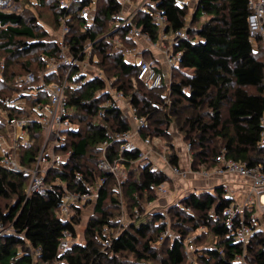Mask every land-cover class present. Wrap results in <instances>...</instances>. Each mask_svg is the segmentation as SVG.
Masks as SVG:
<instances>
[{"label": "trees", "instance_id": "obj_1", "mask_svg": "<svg viewBox=\"0 0 264 264\" xmlns=\"http://www.w3.org/2000/svg\"><path fill=\"white\" fill-rule=\"evenodd\" d=\"M60 2L55 0L56 20L68 15L74 26L67 39L70 52L75 58L83 59V49L92 43L97 57L95 64L106 79L94 77L80 89L68 88L71 119L79 127L68 134V143L63 148V151L72 152L69 161L53 168L49 173L51 178L60 177L70 191H84L88 184L95 186L102 177L98 169L103 158L102 143H109L106 157L111 162L118 159L120 144L115 135L129 130L130 122L120 109L103 106L110 98L105 80L112 82L114 90L123 92L139 115L147 119L141 138L165 140V147L173 151L169 155L172 165L179 163L174 138L168 133L169 126L174 125L184 142L192 146L194 169L201 165L215 167L216 157L225 148L228 158L248 166L260 165L264 173V147L260 145L261 117L264 114V53L261 48H255L249 37L248 0H196L190 18L187 4L180 5L178 0H150L148 8L135 15L132 22L154 40L160 32L154 14L165 17V33L185 29L189 34L188 40L178 41L174 47L182 57L172 70L171 86L161 91L149 90L138 81V66L127 61L116 47V37L125 48L132 41L138 44L128 37V27L107 35L108 26H114L115 16L122 10L119 0H96L97 11L90 27L85 26L81 13L84 7L92 4L91 1L74 3L68 9ZM38 5L42 7L44 0H38ZM200 14L209 16L210 20L196 27ZM48 37L46 31H41L37 18L27 20L23 14L0 9V41L4 44L0 47L11 48L9 53L12 57L41 52L42 58L36 59L38 71L47 83L55 82L56 78L59 82L58 77L63 76L61 73L66 67H60L56 73L45 74L47 60L60 54L58 41L48 42ZM21 39H26V42L22 43ZM150 56V62L156 64V57ZM31 66L32 63H27L24 71L31 72ZM8 70L7 67L5 71L8 73ZM75 74L76 70L70 82L82 79H75ZM14 79V76L8 78ZM6 82L7 77L0 83V108L5 99H10L4 93L11 91ZM13 85L16 88V79ZM249 89L255 92L250 93ZM230 97L228 120L224 121L222 110ZM39 98L47 102L43 94ZM29 114L26 111L10 112L16 117ZM163 125L166 128H162ZM28 128L33 132L41 130L37 123L32 122ZM37 140L31 149L21 151L24 165L32 166L36 160L41 147ZM218 140L223 145H219ZM138 154L135 151L124 156L127 178L122 184L123 200H119L121 195L114 196L116 181L109 176L94 202L93 215L89 221L85 220L81 237L84 244L74 243L61 255L60 240L65 232L79 236L78 228L84 222L83 210L90 204L75 207L74 216L64 221L58 216L62 188L56 187L46 195L27 197L28 176L0 167V200L11 201L5 211L0 207V223L15 231L14 235L0 238V264H125L120 258L125 254L140 261H158L159 256L153 251L158 244H167L165 264H187L185 241L194 233H197L194 242H199L203 235H209L214 243L204 245L202 251L199 249L198 264H240L238 256H243L246 264H264V232L256 230L255 223L259 219H251L256 209L253 207L252 211H246V223L254 226V234L244 249L225 224L223 213L233 200L221 187L199 194L189 193L178 205L172 206L167 215L172 230H177V238L159 242L164 230L161 224L164 214L149 213L148 203L157 198L154 188L170 179L161 171H150L145 161L134 163ZM107 203H111L109 206L117 214H127L131 219L130 225L112 240L109 247L104 245L103 229L106 226L117 228L118 219L113 211H108L110 207L106 209ZM214 215L219 219H214ZM34 249H40L38 256L33 254Z\"/></svg>", "mask_w": 264, "mask_h": 264}, {"label": "built area", "instance_id": "obj_2", "mask_svg": "<svg viewBox=\"0 0 264 264\" xmlns=\"http://www.w3.org/2000/svg\"><path fill=\"white\" fill-rule=\"evenodd\" d=\"M84 1H91L92 4L86 6L82 10V17L85 19V26L90 27L94 24L95 14H93V3L96 4V0H73L71 4L67 3V0H61L60 4L62 7L68 9L74 3L79 4ZM123 6L124 0H119ZM192 0H178L180 5L187 4ZM250 14L248 16V27H249V37L257 48H261L264 53V0H248ZM146 10L145 9H138ZM151 13V12H150ZM121 14V12H120ZM120 14L115 16V19H120L126 22L128 27V37L134 39L143 38L147 41V45L143 48L142 52H136L135 49H127L122 45V42L118 39L114 40L117 48L122 51L125 59L132 56H140L141 60L135 62L138 66L137 80L140 81L144 86L153 91H161L166 87L171 86V74L172 70L178 65L180 58L182 57L181 52H175L174 47L181 40H188L189 34L185 29L179 30L172 33H165L166 19L165 17L154 14V20L160 31L164 34V40L170 45V48L165 45L163 53L159 54L160 58L156 57V64L148 62L143 59L142 55L150 52L153 56V50L156 47V40L152 39L150 34L144 33L140 28H138L133 22L134 16L129 15L125 20L120 17ZM68 15L61 16L60 20L66 27L67 33L70 32ZM136 37V38H135ZM58 45L60 48V54L63 58L62 63L56 69H47L46 75L58 72L59 67H66L70 69V72L76 70L74 75L75 79H80L79 81L69 83L65 81L64 84L57 85L54 82L47 83L45 78H37L36 75L29 74L27 79L24 81L16 80V85L28 84L31 87L28 90H23L18 99H7L0 108V122L2 125L12 127L15 131L11 135L12 146L7 148L4 147L3 141L0 139V167L9 171L16 173H21L29 178L28 186L25 190L27 197L32 195H46L50 190H54L56 187L63 189V194L61 197V206L58 212L60 219L64 221L70 220L74 216L75 207H82L87 203H92L96 201L100 188L107 182L109 176L113 177L116 181V186L114 188V196L122 195V184L127 178V167L125 164V155L128 153H133L135 151L139 152L138 159L134 161L140 162L145 161L149 167L150 171H161L163 172L170 181L164 182L159 186L154 188L157 198L148 203L149 213H162L164 214L161 219V224L164 226L159 242H163L167 238H177L171 228V221L167 215V211L172 207L180 203L181 199L184 198L189 193H201L204 191H213L214 189L221 187L225 191L228 198L233 200V204L224 210V218L226 226L232 231V235L235 236L236 241L241 243L242 247L246 249L247 245L250 243L251 237L254 234V226L246 223V211L259 210L262 207L264 211V173L260 165L248 166L241 162L230 159L226 155V149L224 148L221 153L216 157L217 165L213 168H208L201 165L199 169L193 168V154L191 144H184V155L179 153L178 148L175 152L179 158L178 165H172L170 163L169 155L172 154V150L169 152L168 147L166 155L163 153H157L154 151V144L159 141V139H142L141 132L147 126L148 121L145 117L139 115L138 110L131 104L130 99L126 98L123 92L116 91L112 88V83L109 82L107 85V92L109 93V100L106 101L103 106L107 108L120 109L127 117L130 122V129L123 131L115 135L116 141L119 142V155L118 159L111 162L105 155V151L109 146V143L104 142L100 145L103 150V158L100 160L98 169L102 174V177L98 179L95 186L87 185L84 191H70L67 188L65 181H62L60 177L51 178L49 175L53 168H59L63 164H66L72 152L63 151V148L68 143V134L73 130H77L78 127L73 123L71 119V111L68 106V87H73V89H80L86 81L93 79L94 77L104 78L102 72L98 67V71H91V65L89 59H96L93 56V44L88 43L83 49L81 55L83 59L75 58L73 53L70 52L68 48V54L64 51L67 49V44L59 40ZM57 58L50 57L47 60V64L54 62L56 64ZM95 61V62H96ZM128 61V60H127ZM131 62V61H129ZM94 64V62H93ZM41 79V80H40ZM31 89L38 90L39 95L43 94L46 96L47 102L43 99L34 104L31 108L32 111L41 118L37 121L33 120H18L19 117L11 116V111H25L26 106L24 101H19L20 99H28L32 96ZM52 101L53 104H57V107L50 105L48 101ZM19 101V102H18ZM170 104V100L167 101ZM37 123L41 129H43L44 134H46L47 141L40 147V151L36 160L32 163V166L24 165L21 162V157L19 153L24 149H31L34 146L35 138L33 142L31 137H34L30 133L28 125L30 123ZM262 131L260 133V145L264 147V114L261 117ZM181 136V135H180ZM6 139L5 137H3ZM153 156L162 161L164 167L168 168V172L164 171V167L158 166L152 159ZM185 162V166L183 163ZM164 168V169H163ZM77 175L76 177H78ZM194 179L193 182L197 180L210 181L215 180L214 184L207 183L206 187L200 188L201 185L193 188L192 191L184 195H178L175 190V184L183 181H189ZM238 197L240 199L238 200ZM165 199L166 204H159V200ZM258 214H252L251 219H257ZM214 219H219L218 215H214ZM118 227L106 226L103 229V235L105 237L104 245L109 247L112 240L119 237L124 230L130 225L131 219L127 214L121 215L118 218ZM257 225V223H255ZM257 228V227H256ZM15 231L12 227H7L3 223H0V238L7 235H14ZM74 243L84 244L82 238L79 236L74 237L72 233L65 232L64 237L59 243V255L66 252L72 247ZM190 248H193L191 243ZM36 256L40 254V249H34L33 254ZM237 261L240 264H246L243 256H238Z\"/></svg>", "mask_w": 264, "mask_h": 264}, {"label": "rangeland", "instance_id": "obj_3", "mask_svg": "<svg viewBox=\"0 0 264 264\" xmlns=\"http://www.w3.org/2000/svg\"><path fill=\"white\" fill-rule=\"evenodd\" d=\"M73 0H67V3L71 4ZM150 0H124L123 6H122V10H121V14L120 17L122 19H126L129 15H132L135 17V15L139 12V8L141 9H145L148 8V4H149ZM195 3L196 0H192L191 2L188 3L189 5V12H188V16L190 18V16H192V14L194 13V8H195ZM46 4V5H45ZM54 5L55 4V0H44V5L41 7L38 5V0H19L18 2H14L12 0H0V9H3L4 11L7 12H13V13H17V14H23L27 20H30L32 18H37V20H39V26L41 27V31H46L48 33V42H56V40H59L61 42H64L65 45L67 44V49L64 51L65 54H68V42L67 39L68 37L71 36V33H67L66 27L63 22H61L60 19L56 20V13L54 11ZM93 14L96 15V4L93 3ZM94 15V16H95ZM192 18V17H191ZM210 20L209 16L206 15H202L200 14V21L197 24L196 23V27H199L202 25V23L204 22H208ZM189 20V19H188ZM124 26H126V22L121 21L120 19L115 20V24L114 26H112L111 24L108 26L107 29V35L108 34H112V33H116L117 29H122ZM73 24L72 22H69V28L72 30L73 28ZM104 38V37H101ZM136 38V37H135ZM118 39V41H120V43L122 42L118 37L114 38V40ZM22 43L26 42V39H21ZM134 41L131 42V45H129L127 47V49H135V51L137 52H142L143 53V48H145L147 45V41L144 40L143 38H139L137 39V43L138 44H133ZM0 45H4L2 41H0ZM153 44H156L155 49L153 50L154 54H156L153 57H157L160 58L159 54L163 53V50L165 49V45L167 47L170 48V45L168 43H166V40H164V34L162 31L159 32L158 37L156 42H152ZM117 47V46H116ZM125 47V46H124ZM11 50V48H5V47H0V83L3 82V78L6 79L7 77V82H6V87L8 89H10L11 91H5V97L6 98H10V100L13 99H18L20 97V93L22 90H26V89H30L31 87H29L30 85L25 84L23 85H18V88L16 86V88L14 87L13 83L14 80H18V81H23L22 78H24V81L27 79L29 74H34L37 76V78H41L42 77V73H40L41 71H38V66H37V60L42 58L41 57V52H33L30 54H24L21 57H12L10 56L9 51ZM93 56L96 57V55L94 54V50L92 51ZM151 53L148 52L147 54L142 55L143 59L147 60L148 62H150V56ZM63 58L57 57V61L56 64H54V62H50V64H46L47 69H56L58 68V66L61 65ZM126 60L131 61L133 63L135 62H139L141 60L140 56H132V57H128ZM95 61L96 59H89V63L91 65L90 69L96 67L95 65ZM94 62V64H93ZM27 63H32L31 66V72L29 71H24V67L27 66ZM10 65V67H9ZM8 67V73L5 71ZM60 70V67H59ZM70 69H66L65 71H63L61 73V75H63L61 78L58 77L59 82L57 81V78L54 82L55 85H57V83L59 84H64L65 81H69V83H73V85H75V82H70V78L73 79L72 77V72L69 71ZM5 71V72H4ZM93 71H98V69L94 68L91 73H93ZM58 74V73H57ZM103 74V73H102ZM18 75V76H17ZM14 76L15 79L14 80H8V78ZM104 76V74H103ZM104 79L105 76H104ZM41 80V79H40ZM66 81V82H67ZM106 83L108 84L109 80H105ZM112 83V82H111ZM69 88V87H68ZM21 89V90H19ZM73 89V87L70 88V90ZM31 93L32 96L28 99H20L19 101H24V105L26 106L25 111L29 112V116L26 115L24 117H19L18 120H21L22 118L24 120H33V121H37L38 119H40V116H37L33 111H32V107L34 106L35 103H37L39 101V92L38 90L35 89H31ZM250 93H254L255 91L253 89H249L248 90ZM3 93V91H2ZM1 93V94H2ZM7 99H5L6 101ZM42 100V99H40ZM18 101V102H19ZM232 101V97H230L229 101H227L226 105L223 106V120L227 121L228 120V108L229 105ZM50 103L51 106L53 107H57V104H53L52 101H48ZM5 103V102H4ZM3 103V105H4ZM207 110V109H205ZM162 113V112H161ZM192 113V110L189 112ZM162 118H163V113L161 114ZM188 116V115H187ZM1 117V116H0ZM97 121H100L99 119H97ZM79 127V126H77ZM83 126H81L82 128ZM154 127V126H153ZM162 128H166L164 125L162 126ZM16 129V128H14ZM12 127L6 126V125H1L0 122V139L3 141V145L4 147L7 148L12 146V141H11V135L14 137L15 135H13L15 133L16 130H14ZM39 131V130H38ZM30 133L34 136L31 137V140L33 142V139L35 138V142H36V138L38 139L37 141L40 142V145H42L44 143V141H47L46 138V134H44L43 129H41L39 132L35 131H31ZM35 133V134H34ZM168 133L169 135L171 134L172 137L174 138V146L175 149L178 148V150L180 149L178 147V144H181L184 147V140L183 137L180 136V133L177 131V128L173 125V126H169L168 129ZM3 137H5L6 139H4ZM155 139H159L158 142H156L154 144V151L157 153H163L166 155L167 153V148L165 147L163 141H165L163 139V141L160 138H155ZM170 139V138H169ZM34 142V144H35ZM219 145H223L221 142L216 141ZM7 145V146H6ZM169 152L171 151V149L168 147ZM22 153H19V156L21 157ZM204 186H201L200 188H203ZM119 200H123V194L120 196ZM8 203H11V201H7V200H0V207L2 208L3 211L6 210V205ZM90 205H88L83 211V220L84 222L79 226L78 231H79V237L81 239V237H83V231L85 229V220L86 222L89 221L90 217L93 215V207L94 205L89 203ZM111 205V203H109ZM109 204L107 203L106 205V209L109 210L108 211H113L114 215H116L115 217H117L116 219H118L119 217H121V213L117 214V211L114 210V208H112L111 206H109ZM262 207H259V210H256V213L258 214L257 216V231H259L260 233H262V231L264 232V217H263V212L262 211ZM254 213V214H256ZM129 216V215H128ZM190 226V225H189ZM176 229L174 228V233L176 234ZM262 235V234H259ZM263 236V235H262ZM261 236V237H262ZM154 240L155 235L153 236ZM197 237V233L194 234H190L189 237L186 239L187 241H185V247H186V255H187V264H198L196 261V258L199 256V249L202 251V248L205 247L204 245H213V239L209 236V235H203L202 238H199V242H194V238ZM200 237V236H199ZM175 239V238H174ZM83 240V239H82ZM193 244V248H190V244ZM155 245V244H153ZM104 248V247H103ZM167 248V244H158L155 247V251L157 253V255L159 256V260L155 261V260H146V261H140L138 258H134V256L129 255V254H125L122 255L120 258L121 260H123V262L125 264H165L164 261L167 257L166 255V249ZM106 249V248H104ZM142 250V247L140 248ZM246 262V261H245ZM102 263H106V261H102Z\"/></svg>", "mask_w": 264, "mask_h": 264}, {"label": "crops", "instance_id": "obj_4", "mask_svg": "<svg viewBox=\"0 0 264 264\" xmlns=\"http://www.w3.org/2000/svg\"><path fill=\"white\" fill-rule=\"evenodd\" d=\"M256 48V46H255ZM179 149V153L181 155H184L183 151H184V147L181 144H178ZM153 161L158 165V166H162L164 167V164L162 163V161H160L157 156H153L152 157ZM183 165L185 166V162L183 163ZM165 168V169H164ZM164 171L168 172V168L164 167ZM194 179H190L189 181H183V182H179L175 184V190L176 193L178 195H186L187 193H189L190 191L193 190V188L197 187L198 185L204 186L206 187L207 183H212L214 184L216 181L215 180H210V181H201V180H197L196 182H193ZM240 199V197H238V200ZM95 202V201H94ZM94 202H92L91 204L94 205ZM159 204H166V200L165 199H161L159 200ZM94 209V207H93Z\"/></svg>", "mask_w": 264, "mask_h": 264}, {"label": "bare ground", "instance_id": "obj_5", "mask_svg": "<svg viewBox=\"0 0 264 264\" xmlns=\"http://www.w3.org/2000/svg\"><path fill=\"white\" fill-rule=\"evenodd\" d=\"M262 201L264 202V197H263V200Z\"/></svg>", "mask_w": 264, "mask_h": 264}]
</instances>
